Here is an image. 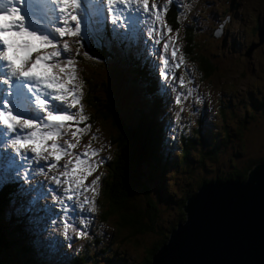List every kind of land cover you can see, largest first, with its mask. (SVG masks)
I'll list each match as a JSON object with an SVG mask.
<instances>
[{"label":"snow or ice","instance_id":"obj_1","mask_svg":"<svg viewBox=\"0 0 264 264\" xmlns=\"http://www.w3.org/2000/svg\"><path fill=\"white\" fill-rule=\"evenodd\" d=\"M175 2L165 0L161 5L159 0H0V143H10L21 161L33 168V173L25 172V179L36 169L46 177L57 170L49 177L48 193L60 205L66 236L73 228L69 218L96 211L101 177L96 175L90 183L86 181L103 164V158L94 159L99 157V151L91 143L81 153L71 151L91 125L85 123L88 117L81 104L83 86L78 82L72 48L63 38H76L74 42L83 47L82 41L89 39L90 32L108 16L112 33L134 31L143 25L156 44L163 41L162 54H157L162 65L159 76L168 80L170 65L179 68L185 63L183 57L177 60L176 38L169 35L164 39L172 28L163 16ZM96 32L97 39H105L104 28ZM75 54L79 55V48ZM171 78L177 79L174 72ZM179 85H185L183 76L179 77ZM176 103H181L180 95ZM69 132L76 142L64 140L61 144V138ZM64 158L67 159L61 165ZM86 234L76 231L79 237Z\"/></svg>","mask_w":264,"mask_h":264},{"label":"trees","instance_id":"obj_2","mask_svg":"<svg viewBox=\"0 0 264 264\" xmlns=\"http://www.w3.org/2000/svg\"><path fill=\"white\" fill-rule=\"evenodd\" d=\"M168 8L166 13L168 22L172 26L178 27L177 10L172 4ZM196 29L202 30L198 26L196 28L194 22L186 27L184 39L186 42L184 50L186 51L184 52H187L188 55L198 53L196 56L197 73L203 80L212 70L218 71L223 63H220V59L216 60V54L208 56L195 49ZM213 33L211 32L212 35ZM91 47L90 50L84 49L86 50L84 56H89L91 60L86 63L85 68L89 70L84 72L85 78L81 81L84 84L83 100L94 114L95 122L103 126V133L106 137L103 140L104 144H108L113 149L104 165L105 173L100 186V198H96L95 203L99 206V217L102 222H106L108 217L111 218L112 224L109 225L117 230L121 242L127 243L134 250L135 248L141 249L140 256L136 257L137 264H147L152 253L167 237L169 230L174 228L178 221L184 219L181 205L186 196L194 191L200 183L207 180L232 178L235 175L241 180L244 179L245 170L249 165L241 167L232 165L224 172L222 169L224 166L216 164L217 157L223 154L227 145L232 141L240 140L245 143L247 139H254L259 128L257 126L264 123V114L257 115L251 108H247L245 113H241L240 118H237L234 111H228L226 108L230 105L229 103L226 106L219 100L218 95L214 97L213 102L210 94L208 96L206 92L200 91V97L195 102L197 111L194 126L190 129L186 128L184 131H179V128L175 129L176 132H179L177 144L173 149L163 152L160 149L158 126L155 120V112L160 110V103L155 98V101L151 99L150 77L135 70L132 65L130 68L125 55H118L115 59L111 58L115 65L113 72L105 60L108 58L107 53L101 52L99 47ZM124 53L126 52L124 51ZM94 60H102V66L97 71L93 70ZM194 73L198 82L195 81L199 83L195 70ZM126 77L129 79L127 80ZM190 89L186 84L181 87L179 93L181 98ZM120 92L124 97L130 96L122 104L119 102ZM221 92L226 97L232 98L231 89L223 88L219 94ZM87 113L89 120L90 112L87 111ZM245 114L248 118H245ZM251 118L254 121V127L247 122ZM215 119L217 125L214 123ZM213 138H216V141ZM192 153L195 154V158L191 155ZM167 155L175 157L168 159ZM261 160H264V156L254 157L250 160V166ZM169 163H172L173 166L193 163L201 170L214 165L215 172L211 173V177L202 173L196 174L197 181L193 184L192 189L185 190L182 194L171 199L175 200L172 204L177 212L176 219L159 225L161 222L159 220V204L162 203L158 197L159 193L153 192L154 190L159 191L155 189L156 185L153 183L159 181L158 178L169 166ZM161 183L159 181V185ZM18 186L19 182L15 179L0 186V251L2 250L3 253L5 251L8 256L19 255L22 257L21 259H31L27 264H34L35 260L30 257L32 249L27 248L25 244L20 245L16 234V232L21 234L24 232L25 236L28 234L30 237L31 232L26 226V221L17 215H11L12 207H7L8 201L13 202L14 191L18 189ZM135 194H139L141 198H137ZM169 194L165 201L170 200ZM21 217L23 216L21 215ZM15 219L16 221L19 219L26 229L17 228L15 232L13 230V228L16 229ZM143 236H147L146 239ZM19 246L24 249L21 254H19ZM107 247L106 245L102 248ZM102 251L105 252V250ZM85 256H89V254L79 250L68 255V258L77 259ZM1 258L4 257L0 256V262ZM35 263L37 264V262Z\"/></svg>","mask_w":264,"mask_h":264},{"label":"rangeland","instance_id":"obj_3","mask_svg":"<svg viewBox=\"0 0 264 264\" xmlns=\"http://www.w3.org/2000/svg\"><path fill=\"white\" fill-rule=\"evenodd\" d=\"M185 12V15L181 18V21H178V30L181 34L182 32V39H185V29L187 26H190L193 22L202 30L196 29L197 37L195 39V49L198 50L200 53H203L208 56H212L216 54V60L220 59V63L223 65L218 69V71L212 70L211 73L206 77V79H201L197 73V66L198 62L196 60V56L198 53H194L192 55L187 54V59L193 61L195 66L192 64L196 74L198 75L199 79V89L210 94L212 98V94L214 97H217L224 103L226 106L227 104H232V102L236 98H228L226 97L223 92H220L223 88H228L234 90V94H237L238 98V105L243 103L247 97L251 99L253 98L254 94H258V91L264 92V42L254 50H250L247 52V56H245V48L246 44L252 40L256 39V30L262 31L261 28H264V0H188L186 4V8L182 9ZM228 13L229 17L225 20L223 24V31L221 35L213 36L211 34L212 26L215 25L214 21L216 17H224V15ZM103 24L100 28H104V35L107 33H112L111 29H109V25L103 20ZM185 23V25H184ZM184 25V28L181 27ZM97 27H95L92 32L90 33L91 36H95L97 39ZM181 30V31H180ZM146 29H139L137 28L134 32L144 33ZM122 34L125 38H129L132 36L131 32L121 30ZM223 39L222 45H220L221 40ZM99 40V39H98ZM101 41V40H99ZM104 39L101 41L103 42ZM92 42V41H91ZM90 42V43H91ZM242 44V47H237V43ZM186 42L184 41V47ZM92 47L89 45L87 49H91ZM186 49V47L184 48ZM77 49H74V53ZM104 50H101V52ZM186 51V50H185ZM82 51L79 49V55L75 54V61L77 65V75L79 78V82L85 78L84 74L89 70L85 68L86 63L91 60V58H85L86 51ZM213 52V53H212ZM73 53V54H74ZM72 54V56H73ZM107 63L112 68L113 72L115 71L114 61L111 58H105ZM102 60H94L93 70L97 71L98 68H101ZM105 62V61H103ZM135 70L141 71L144 75H148L151 79V99L153 101L154 98L159 101L160 103V111L155 112V116L162 127H158V135H159V142H161V134H163L162 143L165 145L166 149L165 152L169 149L170 138H171V131L169 124V118L165 113L167 110V105L170 101L169 97V90L167 81L163 80L162 78L157 77L154 72V68L149 61H135L132 65ZM86 71V72H85ZM85 72V73H84ZM128 80L129 77H126ZM258 86L259 88H257ZM129 90L127 86V91ZM195 92H198V88H195ZM196 96V94H195ZM130 96H122L121 92L119 93V102L122 104L125 99ZM256 97V95L254 96ZM83 105V109L87 116V111L90 112L89 121L91 125V130L94 131L96 134V139L93 141L92 133L84 134L78 144V151L81 153L84 150L85 145L91 143V147L95 148L100 152L108 154L110 156V152L113 150L108 144H104L106 139L103 133V126L95 122V116L92 114L91 110L86 105V102L83 100L81 103ZM255 104V102H254ZM191 105V103H187L184 105L186 107V112L191 113L192 118L186 120V124L189 127L194 126L195 122V112L190 108L187 107ZM87 108H86V107ZM258 106V105H256ZM238 107L234 110L236 113L237 118H240L241 113H245L241 108ZM228 111L232 110L231 105L226 107ZM88 109V110H87ZM255 109L254 113L257 115L264 114V108L257 112ZM245 118H248L245 114ZM218 119V118H217ZM207 120L205 119V122ZM240 122V121H239ZM250 126L254 127V121L248 119ZM214 123L217 125L216 119ZM257 132L255 133L254 139H247L245 143L243 141H232L230 142L226 149L223 151V154H220L217 157V163L219 166H224L222 169L226 172L230 166L235 165L237 167H241L243 165L250 166L251 162L254 157L264 156V123L261 124ZM74 130V129H73ZM66 136V135H64ZM64 136L62 137L64 139ZM68 140L75 143V138L71 137V133L67 134ZM214 141H216V138ZM250 140V141H249ZM97 142L102 143L103 146H100ZM175 143V141L171 142ZM163 144H161L160 149L163 151ZM11 147V145H10ZM172 148V147H171ZM173 149V148H172ZM175 150V149H174ZM170 154V153H169ZM195 158V154H191ZM168 159H172L175 156L167 155ZM67 158H64L63 161H60V164L63 165ZM96 159V158H94ZM253 162V161H252ZM248 163V164H247ZM3 164L0 162V169H3ZM215 166L211 165V167H207L204 170H201L197 167V165H193V163H189L188 165L183 164H176L175 166L172 163H169V166L163 170L158 178L161 181V185H159V181L154 182L153 185L155 189L159 191H153L155 194L159 193V199L162 204H159V225L167 224L170 221L176 219L177 212L175 210V206H173V202L175 200H171L172 198L177 197V195L182 194L185 190H191L193 184L196 183V174L202 173L207 177H211V173L214 171ZM15 171L14 173L17 175H23L25 177V172L33 173V168L29 167L24 162H21V165L16 166L13 168ZM105 169V168H104ZM59 170H62L59 169ZM57 170H54V174H56ZM102 167L100 166L95 173L91 177L88 178L86 183H90L91 179H94L96 175L101 173L102 177ZM39 170L36 169L33 175H37ZM53 174V175H54ZM30 175L29 177L33 176ZM246 175V173H245ZM13 178L14 175H12ZM158 177V176H157ZM29 179V178H28ZM224 180V179H222ZM101 184V180L99 182ZM20 186L18 187L19 190H23L25 194H23L24 199L27 202H24L23 205H16L15 212H17V216L22 220H25L28 223V228L32 231H35L36 238H41V241L46 240L45 237L51 238L53 236L52 227H54V232L58 233L63 244L59 247L56 240H50V243L47 245L44 244V248L40 249L39 246H32L33 243H37L39 241H34L32 237L29 238L28 234L25 236L24 232L21 234L20 232H16L18 229H26L24 224L18 219L15 221V230L17 234V238L20 245H26L27 248L32 249V253L30 257H33L35 262H40V264H137L136 257H139L141 254L140 248H131L130 245L127 243L121 242L117 230L111 227L109 224H112L111 218L108 217L107 221L102 222L101 217H99V206L98 204L95 205L97 211V219L94 216V213L87 212V213H80L74 217V219L69 218L70 222L73 224V228H69L67 232V236L65 235L64 230V216L60 214V205L53 201L52 196L50 198L44 199L42 193H38L35 189L38 188L36 185L32 184V181L28 182L25 179L20 180ZM100 189V187H99ZM98 189V199L100 198ZM167 190V191H166ZM170 192V194H169ZM91 197V193H88ZM170 195V200L165 201L167 195ZM96 195V196H97ZM137 198H141L139 194H135ZM135 197V200L137 199ZM34 199H40V205L48 206V204H52L53 207H49L53 212L43 213V211H37L34 209L30 202H33ZM96 200V197H95ZM21 215L23 217H21ZM83 221V223L81 222ZM97 222V223H96ZM13 226V225H12ZM76 231H85L87 234L83 237L76 236ZM91 233V234H88ZM51 234V235H50ZM93 235L99 237L97 242H90V244H84L87 240L93 238ZM69 237L71 239H69ZM147 236H143L146 239ZM142 238V240H143ZM144 239V240H145ZM53 240V241H52ZM141 240V241H142ZM140 241V242H141ZM107 248H102L105 246ZM120 247L124 248L121 249ZM20 253L24 251L20 246ZM84 251L89 254V256H85L84 258H77L73 259L72 263H68L67 254H72L74 251ZM105 250V252H102ZM30 253V251H29ZM41 253V254H40ZM105 253L109 255H105ZM28 254V253H27ZM0 256L4 257L1 258V264H27L29 260L21 259L19 255L8 256L7 253L0 251ZM29 257V258H30ZM21 259V260H17ZM34 262V264H36Z\"/></svg>","mask_w":264,"mask_h":264},{"label":"water","instance_id":"obj_4","mask_svg":"<svg viewBox=\"0 0 264 264\" xmlns=\"http://www.w3.org/2000/svg\"><path fill=\"white\" fill-rule=\"evenodd\" d=\"M262 38L258 31L246 52ZM181 209L184 219L147 264H264V160L253 163L242 180L235 175L200 183Z\"/></svg>","mask_w":264,"mask_h":264},{"label":"flooded vegetation","instance_id":"obj_5","mask_svg":"<svg viewBox=\"0 0 264 264\" xmlns=\"http://www.w3.org/2000/svg\"><path fill=\"white\" fill-rule=\"evenodd\" d=\"M229 17V14L228 13H226L225 15H224V17H216L215 18V21H214V24L215 25H213L212 26V29H211V32L213 33L214 32V30L216 29V28H218L219 29V31H218V33L216 34V35H214L213 34V36H218V35H221V33H224V31H223V24L225 23V20L227 19ZM262 29V31H263V38H262V40L260 41V43H258L256 46H254L251 50H254L255 48H257L258 46H260L261 44H263V42H264V28H261ZM259 30L257 29L256 30V39H257V32H258ZM258 40H252V41H250V42H248L247 44H246V48H245V52H246V50H247V48H248V46L250 45V44H252V43H256ZM222 43H223V39L221 40V42H220V45H222ZM240 42H238L237 44V47H242V45H243V43L242 44H239ZM250 52V51H249ZM248 52V53H249ZM248 54H247V52H246V54H245V56H247ZM185 57H187L186 55H185ZM263 86H264V84H263ZM257 88H259L258 86H256ZM237 89V88H236ZM236 89H234V90H236ZM234 90H231L232 91V98H236L233 102H232V104H230L231 105V107H232V111H234L235 109H237L238 107H241V106H243L241 109L245 112V110L247 109V108H251L253 111H255V109H257L256 111L257 112H260L263 108H264V92L263 91H258V94H254L253 95V98H252V96H251V99L249 98V97H247L246 99H244L245 101L243 102V103H241V104H239L238 105V98H237V94H234ZM256 95V97H254ZM212 98H213V100H214V96H213V94H212ZM254 102H255V104H254ZM215 105H216V102L214 103ZM256 105H258V106H256ZM249 168V167H248ZM248 168H246V169H248ZM246 171L247 170H245V173H246Z\"/></svg>","mask_w":264,"mask_h":264},{"label":"clouds","instance_id":"obj_6","mask_svg":"<svg viewBox=\"0 0 264 264\" xmlns=\"http://www.w3.org/2000/svg\"><path fill=\"white\" fill-rule=\"evenodd\" d=\"M183 28H184V25L182 26ZM182 38V37H181ZM182 42H183V45L181 46V49H182V51H185L184 50V41H183V39H182ZM97 47V46H96ZM101 50H103L105 47L103 46V45H100V46H98ZM105 50V49H104ZM104 52H108V51H104ZM185 53V52H184ZM118 55H125V59L126 60H133L131 57H129L126 53H124V51H122V52H119V53H114L113 55H111V56H108V58H116ZM185 55L187 56V54L185 53L184 54V57H185ZM188 57V56H187ZM187 57H185V59L187 60V62L192 66V64L191 63H193V61H191V60H188L187 59ZM131 65H133V61L131 62ZM193 65L195 66V64L193 63ZM193 67V66H192ZM196 67V66H195ZM130 68H131V66H130ZM197 68V67H196ZM194 69V68H193ZM83 93H84V84H83ZM212 100H213V98H212ZM81 101L83 102V94H82V98H81ZM213 102H214V100H213ZM158 111H160V110H158ZM185 113L187 114V112H186V110H185ZM195 115H196V112H195ZM87 117H88V113H87ZM187 118H188V114H187ZM190 118H192V115H190V117H189V119ZM155 120H156V123H157V126L160 128V127H162L160 124H159V122H158V120H157V118H156V116H155ZM195 123V122H194ZM187 129H190V128H192V127H189L188 125H187V127H186ZM175 141V140H174ZM171 142H173L172 140H170V144H169V149H172V148H174L175 147V145L177 144V140L175 141V143H171ZM160 144H163L162 143V141L160 142ZM165 147V145L163 144V152H165V149H166V147ZM172 147V148H171ZM168 149V150H169ZM167 150V151H168ZM112 154V151L110 152V155ZM107 156H108V154H107ZM109 159V156L107 157V159L106 160H104L103 161V164L101 165V167H102V170H103V172H102V177H101V173L99 174L100 175V177H101V182H102V179H103V176H104V173H105V169H104V165L106 164V162H107V160ZM250 167V166H249ZM3 170L2 171H0V180H2V176H3ZM100 186H101V184H100ZM99 192H100V189H99ZM99 195H100V193H99ZM98 197V195L96 196V198ZM95 205H96V203H95ZM99 212V211H98ZM94 216L96 217V219H97V211H95L94 212ZM28 226V225H27ZM28 228V227H27ZM29 229V232H31L30 233V237H32V239L34 240L35 238H36V233H35V231H32L30 228H28ZM31 230V231H30ZM91 234V233H90ZM29 237V238H30ZM93 237H97V238H92V239H90V241L89 240H87V242L84 244V245H86L87 243L88 244H90V242L93 240L94 242H97L98 240H99V237L98 236H96V235H93ZM34 241H39V242H37V243H33L32 244V246L35 248V246L37 245V246H39L40 247V249H43L44 247V244H48V243H50V242H48V241H41V238L39 239V238H36V240H34ZM62 245H64L63 244V242H61L60 243V245H59V247L60 246H62ZM65 246V245H64ZM64 248H66V246L64 247ZM79 251V250H78ZM74 252H76V251H74ZM102 252H104V251H102ZM41 254V253H40ZM67 254V256L68 255H70V252L69 253H66ZM105 255L107 256V255H109V254H107V253H105ZM67 259H68V263H72L73 262V259H70V258H68L67 257ZM37 262V261H36ZM37 264H40V262H37Z\"/></svg>","mask_w":264,"mask_h":264}]
</instances>
